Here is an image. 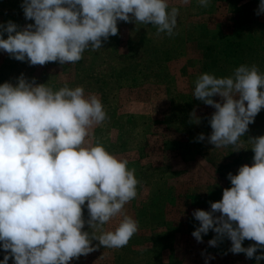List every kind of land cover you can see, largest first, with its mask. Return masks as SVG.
I'll use <instances>...</instances> for the list:
<instances>
[{"label":"clouds","instance_id":"obj_1","mask_svg":"<svg viewBox=\"0 0 264 264\" xmlns=\"http://www.w3.org/2000/svg\"><path fill=\"white\" fill-rule=\"evenodd\" d=\"M197 2L203 8L210 4ZM21 8L34 23H0V50L31 66L80 62L87 50L98 51L118 35L121 21L152 25L157 35L172 37L179 16L169 0H22ZM256 14H264V0ZM194 85L192 96L215 109L211 134L201 133L197 140L239 151L241 137L264 109V72L255 64H240L228 76L201 73ZM217 96L219 101L213 99ZM191 115L199 124L195 112ZM108 119L101 98L83 86L54 90L24 74L15 84H0V248L5 252L0 264L10 259L13 264H69L99 246L126 247L139 231V222L125 212L137 197L135 169L98 139L92 141V130ZM249 141L252 165L227 174L231 187L221 200L210 202L209 211H193L199 227L192 236L202 243V234L212 230L216 235L209 246L227 238L228 251L259 262L264 259V135ZM116 218L114 230H105ZM85 225L90 231L83 230ZM245 240L255 243L244 247Z\"/></svg>","mask_w":264,"mask_h":264},{"label":"rangeland","instance_id":"obj_2","mask_svg":"<svg viewBox=\"0 0 264 264\" xmlns=\"http://www.w3.org/2000/svg\"><path fill=\"white\" fill-rule=\"evenodd\" d=\"M259 3L210 0L203 8L197 0H169L171 7L179 8L176 35H157L152 25L121 21L118 35L110 36L98 51L87 50L75 64L31 66L0 50V84H15L24 74L54 90L83 86L97 94L110 119L92 130V141L98 139L110 153L128 160L139 180L137 197L125 205L126 214L139 222L128 245L99 246L69 264H205L208 256L214 258L207 264H264V259L257 262L228 251L227 238L209 246L216 235L212 230L202 234V243L192 236L199 227L193 211H209L210 202L222 199L223 190L231 187L227 174L252 165L249 138L264 135L256 119L264 116L262 109L241 137L239 151L198 141L199 134H211L209 118L215 109L192 96L201 73L228 76L240 64H255L264 72V14H256ZM21 4L0 0V23H34L25 19ZM193 112L199 124L192 122ZM83 215L88 218L86 207ZM119 219L104 229L114 230ZM83 230L90 228L85 225ZM253 243L245 240L243 246ZM4 255L0 248V260Z\"/></svg>","mask_w":264,"mask_h":264},{"label":"trees","instance_id":"obj_3","mask_svg":"<svg viewBox=\"0 0 264 264\" xmlns=\"http://www.w3.org/2000/svg\"><path fill=\"white\" fill-rule=\"evenodd\" d=\"M171 6H173V5L171 4ZM256 119H257V125H259L260 128L263 127L264 126V116L262 118L261 117H257Z\"/></svg>","mask_w":264,"mask_h":264}]
</instances>
